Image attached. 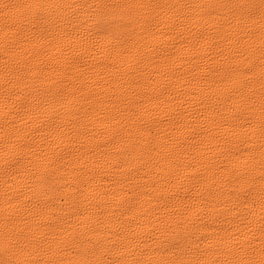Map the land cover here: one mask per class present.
<instances>
[{"label":"bare ground","instance_id":"obj_1","mask_svg":"<svg viewBox=\"0 0 264 264\" xmlns=\"http://www.w3.org/2000/svg\"><path fill=\"white\" fill-rule=\"evenodd\" d=\"M21 2L0 0V217L49 241L70 233L86 247L110 246L117 234L131 238L129 227L202 201L210 232L255 245L256 253L235 258L259 260L264 88L257 82L241 97L227 79L240 63L228 39L238 31L235 17L220 8L165 9L147 32L134 25L115 50L81 27L69 29L71 47L65 41L38 52L24 38L22 11L11 7ZM249 27L258 49L259 18ZM50 144L59 191L45 201L26 173L35 171L34 152L51 151ZM246 170L257 183L243 193L236 176ZM237 196L240 207L229 211ZM97 258L117 259L105 249Z\"/></svg>","mask_w":264,"mask_h":264},{"label":"snow or ice","instance_id":"obj_2","mask_svg":"<svg viewBox=\"0 0 264 264\" xmlns=\"http://www.w3.org/2000/svg\"><path fill=\"white\" fill-rule=\"evenodd\" d=\"M11 7L22 11L28 27L24 38L38 52H42L46 45L62 48L65 41L71 47L69 29L83 27L89 38L94 32L102 34L105 45L115 50L134 25L147 32L153 21L167 15L165 9H225L236 19L238 31L235 38L230 36L228 39L235 44L240 61L232 66L227 79L241 97L257 82L264 88V31H261L258 49L249 42L253 34L249 27L251 23L259 18L261 29H264V0H207L206 3L179 6L169 4L168 0H24ZM257 52L258 62L254 59ZM260 135L264 139V123L260 125ZM48 147L51 151L34 152L35 160L31 163L35 171L26 173L38 181L36 188L43 193L45 201L51 199L50 192L59 191L56 184L58 156L51 144ZM20 163V160L16 161L17 165ZM260 163L264 168V160ZM236 179L243 193L257 183L252 170L239 173ZM259 189L260 209L264 217V171L259 177ZM29 190L34 189L30 187ZM239 199L237 196L235 201H230V207H225L236 211L240 207ZM202 203L186 206L182 212L176 211L155 223L136 224L134 229L129 227L131 238L121 239L117 234L118 239L111 241L110 246L97 241L92 247H86L70 233V238L60 241H49L46 234H38L31 229L29 234H25L23 229L17 231L15 219L6 215L0 217V264H102L97 258L101 249L117 257L110 264H264V247L259 250V260L236 259L241 253H256L255 245L249 242L245 247L238 234L220 236L216 230L210 232V225L202 215ZM248 228L253 230L251 223ZM259 230L264 237V222ZM57 231L63 234L67 229ZM244 239L247 241L248 236L245 235ZM54 243L56 250L53 249ZM261 243L264 244V239ZM73 252L76 259L66 261L57 258ZM208 253L231 258L204 260Z\"/></svg>","mask_w":264,"mask_h":264}]
</instances>
